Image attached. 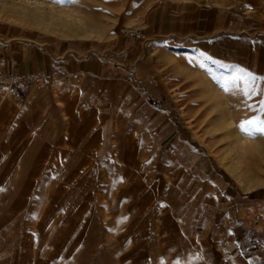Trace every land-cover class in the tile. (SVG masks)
Segmentation results:
<instances>
[{
    "label": "rangeland",
    "instance_id": "1",
    "mask_svg": "<svg viewBox=\"0 0 264 264\" xmlns=\"http://www.w3.org/2000/svg\"><path fill=\"white\" fill-rule=\"evenodd\" d=\"M102 1L0 0V264H238L184 210L202 159L264 187V136L238 128L264 95L221 87L264 78V0L213 30L207 0Z\"/></svg>",
    "mask_w": 264,
    "mask_h": 264
},
{
    "label": "crops",
    "instance_id": "2",
    "mask_svg": "<svg viewBox=\"0 0 264 264\" xmlns=\"http://www.w3.org/2000/svg\"><path fill=\"white\" fill-rule=\"evenodd\" d=\"M207 1L214 7L203 18L210 28H215L222 18L220 13L233 12L230 7L236 6L237 0ZM210 164V159H202L198 176L193 166L184 169L187 178L196 176L193 185L197 201L184 210L191 214L187 229L193 231L196 227L203 257L208 261L264 264V257L252 248L257 238L264 239V187L243 189L234 178Z\"/></svg>",
    "mask_w": 264,
    "mask_h": 264
},
{
    "label": "snow or ice",
    "instance_id": "3",
    "mask_svg": "<svg viewBox=\"0 0 264 264\" xmlns=\"http://www.w3.org/2000/svg\"><path fill=\"white\" fill-rule=\"evenodd\" d=\"M53 3L65 4L75 3L76 0H52ZM237 71H240L239 69ZM264 81V78H258L251 73H244V75H234L231 77L223 78L224 82L221 85L222 90L230 92L236 89L246 99L256 95H264V89H259L257 80ZM240 82V83H237ZM235 94V93H233ZM250 110L255 111L257 114L251 118L242 119L238 125L241 132L249 137L256 135L264 136V98L260 99L257 105H247ZM120 221H118L119 223ZM180 264V261H176Z\"/></svg>",
    "mask_w": 264,
    "mask_h": 264
},
{
    "label": "bare ground",
    "instance_id": "4",
    "mask_svg": "<svg viewBox=\"0 0 264 264\" xmlns=\"http://www.w3.org/2000/svg\"><path fill=\"white\" fill-rule=\"evenodd\" d=\"M85 1L87 2V4L89 3V7H92L93 11H95L96 13L100 12L99 9H101V12H102L103 10L105 11V9L108 10L109 8L110 9L112 8V3L111 2L109 3V2L106 1L104 4H102V2H103L102 0H85ZM61 24L66 27V30L68 31V33H83L85 31H87L86 26H83V27L77 26V25H75L72 22H69V23L62 22ZM90 29H91V27H90Z\"/></svg>",
    "mask_w": 264,
    "mask_h": 264
},
{
    "label": "built area",
    "instance_id": "5",
    "mask_svg": "<svg viewBox=\"0 0 264 264\" xmlns=\"http://www.w3.org/2000/svg\"><path fill=\"white\" fill-rule=\"evenodd\" d=\"M1 73V71H0ZM9 90L12 95H17L18 91L16 85L19 83V77L17 75L11 74L9 75ZM253 250L259 253L262 257H264V239L257 238L253 242L252 246Z\"/></svg>",
    "mask_w": 264,
    "mask_h": 264
}]
</instances>
